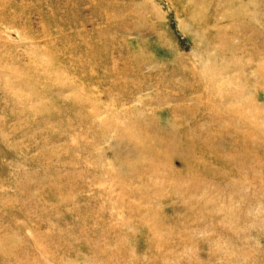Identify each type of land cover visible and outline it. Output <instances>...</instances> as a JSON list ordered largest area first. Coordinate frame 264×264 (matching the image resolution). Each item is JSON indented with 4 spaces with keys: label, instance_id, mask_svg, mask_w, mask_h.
I'll list each match as a JSON object with an SVG mask.
<instances>
[{
    "label": "rangeland",
    "instance_id": "obj_1",
    "mask_svg": "<svg viewBox=\"0 0 264 264\" xmlns=\"http://www.w3.org/2000/svg\"><path fill=\"white\" fill-rule=\"evenodd\" d=\"M0 264H264V0H0Z\"/></svg>",
    "mask_w": 264,
    "mask_h": 264
}]
</instances>
